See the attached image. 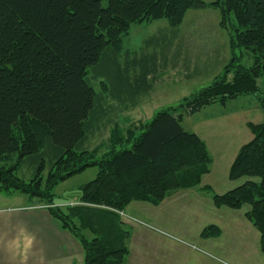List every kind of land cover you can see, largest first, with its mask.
<instances>
[{"label": "trees", "instance_id": "trees-1", "mask_svg": "<svg viewBox=\"0 0 264 264\" xmlns=\"http://www.w3.org/2000/svg\"><path fill=\"white\" fill-rule=\"evenodd\" d=\"M207 7L219 11L228 34L232 56L222 72L178 105L129 126L124 135L114 131L103 151L81 148L86 132L105 112L88 69L104 67L112 96L123 103L128 98L124 88L132 93L136 88L114 54L130 25L166 19L177 26L188 10ZM237 48L251 52L249 67L237 63ZM146 63L134 80L137 88L155 70L153 62ZM258 79L264 86V0H0V194L42 202L80 243L83 264H125L130 230L120 212L133 201L158 205L180 189L198 186L210 172L208 148L182 128L183 116L255 95ZM246 126L252 138L238 149L228 178L247 180L212 193L211 200L216 208L249 206L244 217L258 231L264 257V120ZM27 159L36 167L24 180L18 171ZM90 166L97 173L80 187L78 203L55 205L54 186ZM202 189L210 192L207 185ZM220 235L213 224L200 233L203 238Z\"/></svg>", "mask_w": 264, "mask_h": 264}, {"label": "rangeland", "instance_id": "rangeland-1", "mask_svg": "<svg viewBox=\"0 0 264 264\" xmlns=\"http://www.w3.org/2000/svg\"><path fill=\"white\" fill-rule=\"evenodd\" d=\"M102 3L105 5L106 2ZM121 41L119 50L114 54L115 63L126 74L128 84L136 88V93L127 91L125 87L128 98L124 97L125 100L121 103L120 98L112 96V80L102 72L104 67L88 69L87 79L97 96H103L102 107L105 112L96 118L92 130L86 132L81 143L83 149L97 148L101 152L109 145V138L114 131L118 130V133L122 132L124 135L129 126H140L149 121L157 111L178 105L196 94L222 72L232 56L228 34L219 22V11L211 7L188 10L177 26H170L166 19L131 24ZM218 43L219 70L208 71L201 66L198 72L192 69V72L185 73V53L191 52L189 50L192 49L203 50L206 46L215 47ZM180 52L183 53L182 60L174 62L176 53ZM234 57L237 58L238 64L245 67L252 64L249 50L237 48ZM203 61L204 59L200 60L201 63ZM145 62L147 66L153 62L156 71L147 74L143 86L137 88L134 80L141 75V64ZM257 84L259 91L255 95H240L227 99L223 104L216 102L192 115L183 116L180 122L182 128L198 135L208 148L212 158L210 172L202 177L198 186L180 189L173 196L170 195L171 198H164L158 205L131 202L120 212L122 221L130 230L127 247L133 233L145 228L154 233H168L172 238L182 240L180 245L183 244L192 250L195 249L192 244L204 247L203 243L201 245L196 242L199 238L215 239L207 249L210 254L220 259H216L220 264H264V257L259 248V233L244 217V212L249 206L243 205L239 210H232L226 207L216 208L212 200L209 202L212 193L222 194L247 180L246 177L230 180L228 169L238 149L252 138L246 123L258 124L264 120L262 79H258ZM138 134L139 131L135 136ZM34 164V161L27 159L18 171L19 177L29 180L36 167ZM48 170L49 163L46 160L42 171L44 176ZM96 173V166H90L56 184L53 188L55 205L66 207L78 203L80 187L91 181ZM205 185L209 186L210 192L202 189ZM199 196L206 200L197 198ZM36 200L40 205H44L38 199L24 202L25 200L10 198L8 201L0 200V206L7 205L10 208L23 203L29 205ZM196 200L211 205L208 209L213 206L218 210H208V206H202ZM212 224L219 227L221 235L201 237L202 229ZM128 257L129 249L125 264H128Z\"/></svg>", "mask_w": 264, "mask_h": 264}, {"label": "crops", "instance_id": "crops-1", "mask_svg": "<svg viewBox=\"0 0 264 264\" xmlns=\"http://www.w3.org/2000/svg\"><path fill=\"white\" fill-rule=\"evenodd\" d=\"M189 51L184 56L183 69L186 74L198 72L202 67L208 71L220 69L219 43L215 47L206 46L203 50ZM182 54L176 53L174 62L181 61ZM202 59L204 63L200 62ZM10 198L24 202L32 200L21 194L0 196L1 201ZM197 198L206 200L200 196ZM196 202L208 206L207 209L211 206L199 200ZM44 206L37 200L29 205L23 203L10 208L7 205L0 206V264H83V251L78 240L62 229ZM211 208L208 210H218L213 206ZM198 240L196 242L203 243L204 247L192 244L195 248L192 250L180 245L183 241L172 238L168 233H154L142 228L135 231L129 241L128 264H220V259L210 254L207 247L215 239Z\"/></svg>", "mask_w": 264, "mask_h": 264}]
</instances>
